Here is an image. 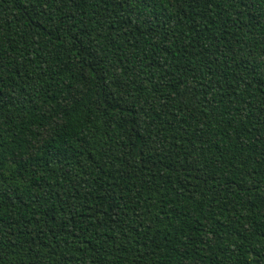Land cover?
<instances>
[{"label":"trees","instance_id":"1","mask_svg":"<svg viewBox=\"0 0 264 264\" xmlns=\"http://www.w3.org/2000/svg\"><path fill=\"white\" fill-rule=\"evenodd\" d=\"M0 264H264V0H0Z\"/></svg>","mask_w":264,"mask_h":264}]
</instances>
